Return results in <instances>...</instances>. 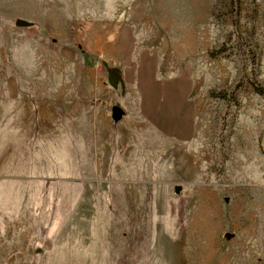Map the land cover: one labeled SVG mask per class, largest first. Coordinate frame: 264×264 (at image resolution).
Listing matches in <instances>:
<instances>
[{"label":"rangeland","instance_id":"1","mask_svg":"<svg viewBox=\"0 0 264 264\" xmlns=\"http://www.w3.org/2000/svg\"><path fill=\"white\" fill-rule=\"evenodd\" d=\"M130 39L181 143L112 114ZM0 264H264V0H0Z\"/></svg>","mask_w":264,"mask_h":264},{"label":"crops","instance_id":"2","mask_svg":"<svg viewBox=\"0 0 264 264\" xmlns=\"http://www.w3.org/2000/svg\"><path fill=\"white\" fill-rule=\"evenodd\" d=\"M136 42L130 39V44L126 47L125 56L130 60L122 63V68L110 70L109 79L120 77L124 83H108L101 86L110 92L109 103H114L123 111L124 117L130 119V115L137 118L141 123V129L152 130L155 132L164 131L169 133L171 140H183V126L191 133L189 118H185L183 111V96L180 85H168L165 80H159L158 70H155V78L150 84L145 82V71L141 69L142 62L137 63L140 70H134V56L136 55ZM126 65V67L124 66ZM108 99V98H107ZM118 105H116L118 102ZM184 123V124H183ZM166 136V134H165ZM181 148V145H180Z\"/></svg>","mask_w":264,"mask_h":264},{"label":"water","instance_id":"3","mask_svg":"<svg viewBox=\"0 0 264 264\" xmlns=\"http://www.w3.org/2000/svg\"><path fill=\"white\" fill-rule=\"evenodd\" d=\"M16 25L18 27H26V26H28V23L26 21L22 20V19H19V20L16 21ZM122 113H123V111H122V109L120 107H117V106L113 107L112 114H113L114 117L121 116ZM175 192H176V194H179L181 192V187L177 186L175 188Z\"/></svg>","mask_w":264,"mask_h":264}]
</instances>
